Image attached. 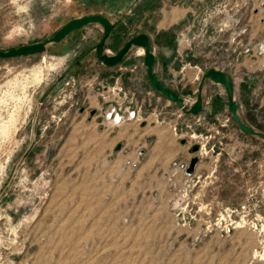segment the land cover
Wrapping results in <instances>:
<instances>
[{"label": "rangeland", "instance_id": "obj_1", "mask_svg": "<svg viewBox=\"0 0 264 264\" xmlns=\"http://www.w3.org/2000/svg\"><path fill=\"white\" fill-rule=\"evenodd\" d=\"M90 15L112 26L107 56L147 35L185 110L201 99L193 117L218 94L208 85L202 99L209 70L264 75V0H0V51L43 43ZM102 38L90 24L43 53L0 59V264H264L263 147L228 110L199 134V119L172 126L179 147L205 162L201 173L187 176L190 162L172 147L133 146L117 126L135 120L122 115L134 96L99 74ZM95 97L113 105L103 117ZM231 151L248 152L235 168Z\"/></svg>", "mask_w": 264, "mask_h": 264}, {"label": "crops", "instance_id": "obj_2", "mask_svg": "<svg viewBox=\"0 0 264 264\" xmlns=\"http://www.w3.org/2000/svg\"><path fill=\"white\" fill-rule=\"evenodd\" d=\"M134 48L136 49V47ZM137 49L143 51L141 48ZM152 53L154 54L156 61L153 72L159 82L163 84L164 87L169 89L172 93H175L177 96L181 95L180 93L178 94L176 92V89L171 84V81L167 80V75L166 77H164L165 72L161 68L159 72L157 71V67L159 64L158 59L156 57L157 52H155L154 49V52ZM121 62L122 63H119L117 66L114 67H106L103 66L102 63H99V74L102 75V77H106V81L110 85L109 87L115 86L116 88H124L128 91L129 95L134 96L135 104H133L131 108L125 107L122 112V115L126 117V114L128 112L135 111V120L122 121V123L118 125L117 128H125V130L130 131V135L127 136V139L130 138V143L133 146H139L145 144L146 141H149L153 145L152 150L154 153L160 151L161 147H172L175 153L170 155L171 157L176 158L180 156L181 159H183L181 160V162H190L191 159L195 158V156L187 155L186 152L182 150L181 147H179L181 145L177 143L178 139L173 133L172 126L178 124L182 125L186 122L190 123L188 119H192L193 121L191 123L195 124V121L199 119L202 121V124H195L194 129L191 133H202V130L209 125H211L212 128L217 124V121H221V118L226 115V113H228L227 110L229 111V99L228 96L225 95L227 94V90H225L223 86L216 84L210 79H206L203 77V83L199 88V91L201 90V96L203 97V101H206L205 96L203 95L207 94L206 87L208 85L215 86L217 88L216 91L218 92V94H212L210 98H206L210 100L209 104L208 106L202 105V110L198 116L193 117L192 115L185 114L180 116L177 113L178 110L176 105L172 101L162 97L160 93L155 92L151 87L149 79L147 77L146 68L144 66V59L141 63H139L136 58H131L126 55ZM215 69L216 71L218 70L224 73L227 79L231 80L232 100L237 105V115L241 122L250 129L254 131H259L264 134V125L262 126L261 123L259 124V122L253 119L257 115V113L263 116L264 119V75H261L260 73H253L251 71H241L240 77L236 79L235 77H233V73H231L230 76L223 69ZM240 69V66H238L237 70L239 71ZM175 75L181 74L180 72H177ZM182 81H186V78L181 77L178 80V83L179 85H181V87ZM181 87L180 89H182ZM92 102L94 103L93 106L96 108L98 112L97 114L100 117H103L105 111L108 112L110 111V108L113 107V105H107L105 101L99 102L96 97L95 100H93ZM192 105L193 103L189 106L191 107ZM173 110L175 112H173ZM229 115L231 116V120H233L231 113ZM239 134L241 136H244L248 140H255L256 144H258L259 147H263L264 149L263 137L248 135L243 133V131H240ZM123 138H125V135L120 137V139H118L117 137V141L122 140ZM177 145L178 151L175 150ZM247 153L248 152L244 154L241 152L236 153L231 151V167L235 168L238 165L237 163H235V160L241 159L244 155L246 156ZM220 156L225 158L222 154ZM257 160L258 158H255L251 161L256 163ZM203 168H205V162H197L193 174H197L199 172L201 173V170Z\"/></svg>", "mask_w": 264, "mask_h": 264}, {"label": "water", "instance_id": "obj_3", "mask_svg": "<svg viewBox=\"0 0 264 264\" xmlns=\"http://www.w3.org/2000/svg\"><path fill=\"white\" fill-rule=\"evenodd\" d=\"M90 24H97L100 25L103 29V38L101 42L98 44L97 48V59L102 62L103 66L106 67H113L119 64L123 58L129 54L131 48H141L144 54V66L146 68L147 77L149 79L151 87L157 92L160 93L166 99L172 101L173 103L177 104L185 113H189L191 115H197L201 108V99H197V101L190 107L189 110H185L184 102L181 98H179L175 93H172L169 89L163 86L157 79L156 75L153 72V66L155 64V57L152 53H150V40L147 35L140 34L128 42H126L123 47L117 52V54L112 56H107L102 53L103 46L105 44V40L108 39L110 36L112 26L108 19L99 15H90L84 16L78 19H75L65 26H63L55 35H53L49 40L43 43H36L32 45L22 46L17 49H10L6 52L0 51V59H8L14 57H25L35 54L43 53L46 49V46L49 44H58L62 42L69 34L73 33L74 31L81 29ZM210 79L212 82L219 84L227 90L229 96V111L232 115L233 121L238 125L241 132L248 134V135H256V136H263V134H259L251 130L249 127L244 125L237 115V105L232 100V87L230 81L227 79L224 73L216 71V70H209L205 77ZM194 151H197V148H194ZM197 163V158L191 159L189 163V167L187 169V173H193L195 165Z\"/></svg>", "mask_w": 264, "mask_h": 264}, {"label": "built area", "instance_id": "obj_4", "mask_svg": "<svg viewBox=\"0 0 264 264\" xmlns=\"http://www.w3.org/2000/svg\"><path fill=\"white\" fill-rule=\"evenodd\" d=\"M111 115H113V122L115 123V124H119V122L120 121H122V116H120L119 115V113L118 112H116L114 109H112L111 110V112L107 115V118H111ZM129 116H130V118H133L134 117V112H131V113H129ZM111 118V119H112ZM187 169H188V167L185 169V174L187 175V176H189L190 174H188L187 173Z\"/></svg>", "mask_w": 264, "mask_h": 264}, {"label": "bare ground", "instance_id": "obj_5", "mask_svg": "<svg viewBox=\"0 0 264 264\" xmlns=\"http://www.w3.org/2000/svg\"><path fill=\"white\" fill-rule=\"evenodd\" d=\"M62 61V60H61ZM57 64V63H56ZM40 67V66H39ZM33 78V77H32Z\"/></svg>", "mask_w": 264, "mask_h": 264}]
</instances>
